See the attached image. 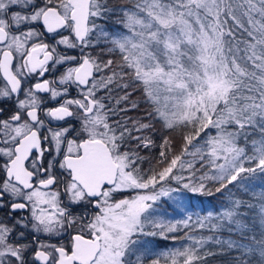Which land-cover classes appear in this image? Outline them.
Segmentation results:
<instances>
[{
    "label": "snow or ice",
    "instance_id": "1",
    "mask_svg": "<svg viewBox=\"0 0 264 264\" xmlns=\"http://www.w3.org/2000/svg\"><path fill=\"white\" fill-rule=\"evenodd\" d=\"M0 264H264V0H0Z\"/></svg>",
    "mask_w": 264,
    "mask_h": 264
}]
</instances>
